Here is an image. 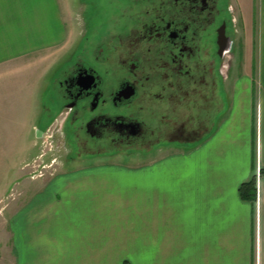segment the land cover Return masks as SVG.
Returning <instances> with one entry per match:
<instances>
[{"label":"crops","instance_id":"0c3cea01","mask_svg":"<svg viewBox=\"0 0 264 264\" xmlns=\"http://www.w3.org/2000/svg\"><path fill=\"white\" fill-rule=\"evenodd\" d=\"M228 4L255 57L234 63L209 133L144 159L59 161L15 193L5 175L39 144L37 93L68 32L59 0H0V264H264V179L254 204L238 195L264 168V0Z\"/></svg>","mask_w":264,"mask_h":264},{"label":"flooded vegetation","instance_id":"af4514ba","mask_svg":"<svg viewBox=\"0 0 264 264\" xmlns=\"http://www.w3.org/2000/svg\"><path fill=\"white\" fill-rule=\"evenodd\" d=\"M75 1L86 32L57 81L60 162L144 159L211 131L240 45L228 0Z\"/></svg>","mask_w":264,"mask_h":264},{"label":"rangeland","instance_id":"374dc122","mask_svg":"<svg viewBox=\"0 0 264 264\" xmlns=\"http://www.w3.org/2000/svg\"><path fill=\"white\" fill-rule=\"evenodd\" d=\"M60 9L62 11V17L64 19V22L66 24V29L68 32V41L65 48L61 49L56 56V61L54 64H52V70H51V82L49 85V88H47V91L45 93V87H39L38 95L36 97V101L39 100L43 105H46L50 107L49 113H43L45 118L41 120V123L39 124V131L46 130V126L52 127V141L51 139H47L44 141V138H40L39 144L37 147L34 148H28L26 147V150L19 151L20 156H18L19 160L18 163L20 164L18 166L14 165L11 167V170L8 174L5 175V177H15L12 180H15L11 187L9 188V191L17 192L19 190V187L17 186V179L20 180L23 177L30 179L29 174L36 173L35 170L36 167H32L33 163L41 164L40 162V154L45 152L46 154L43 156L45 160L55 158L57 160V163L60 159H62L65 153V150H62V138H61V123L59 124L55 122L56 117H65V113L63 111L62 115L58 114L62 108H61V100L59 99V91H58V78L62 70H64L71 62L72 55H75L77 52L81 51V48L83 47V40L82 37L86 32L85 26H83L82 17L81 14L85 12V7H80L77 5V2L74 0H59ZM237 35V34H236ZM241 35V34H240ZM243 40V39H242ZM245 42V41H244ZM240 45L236 49L235 52V63L240 65L241 67L250 66L251 59L255 57V50L251 49V45L244 44L243 41L239 40ZM254 54V55H253ZM250 63V64H248ZM253 66V63H252ZM246 73L248 70L245 69ZM43 93V94H42ZM58 114V115H57ZM61 116V117H60ZM31 117L27 119V122H30ZM59 120V119H58ZM61 120V119H60ZM52 124V125H51ZM55 124V127H53ZM50 134V133H49ZM36 138V131L34 132L33 136ZM50 143V144H49ZM43 145H46L47 148ZM52 146V151L48 150L49 146ZM45 147V149H44ZM25 149V148H24ZM43 149V150H42ZM42 151V152H41ZM11 154V161L15 164V156H12ZM17 155L18 152H15ZM27 165V166H26ZM25 166V167H24ZM112 168L111 170H106L105 173L110 174H129L128 171H126L125 166ZM38 169V168H37ZM59 167H57L55 170H58ZM29 173V174H28ZM50 174H56L55 172H51ZM5 190V188L3 189ZM0 203L1 205L5 203Z\"/></svg>","mask_w":264,"mask_h":264},{"label":"built area","instance_id":"2783aa9c","mask_svg":"<svg viewBox=\"0 0 264 264\" xmlns=\"http://www.w3.org/2000/svg\"><path fill=\"white\" fill-rule=\"evenodd\" d=\"M62 115V114H61ZM61 117V116H60ZM59 119V120H58ZM61 119V120H60ZM63 119H64V116L63 117H61V118H57V119H55V122L57 123V121H58V123L60 124V123H62V121H63ZM52 125V124H51ZM54 126L53 127H55V124H53ZM52 127H48L46 130H44V133H43V137H42V139L44 138V141H46L48 138L49 139H51V141H52ZM50 133V134H49ZM50 144V143H49ZM43 146H45L46 148H47V146L46 145H43ZM45 147H44V149H45ZM52 146L50 145L49 147H48V150L49 151H52V148H51ZM43 150V149H42ZM42 152V151H41ZM46 153L45 152H43V153H41L40 154V156H39V158L41 159L40 160V162H41V164H36L35 162L33 163V165H32V167H36L35 168V170H33V171H36V173H32V174H29V177H30V179H35V178H39V177H42V176H44V175H46V174H50L51 172H53L54 173V170L57 168V160L55 159V158H51V159H47V160H45V158H43V156L45 155ZM27 166V165H26ZM25 167V166H24ZM38 168V169H37Z\"/></svg>","mask_w":264,"mask_h":264},{"label":"trees","instance_id":"16d2710c","mask_svg":"<svg viewBox=\"0 0 264 264\" xmlns=\"http://www.w3.org/2000/svg\"><path fill=\"white\" fill-rule=\"evenodd\" d=\"M264 179V168L252 174L247 182L242 183L238 188V195L241 200L254 204L257 199V181Z\"/></svg>","mask_w":264,"mask_h":264},{"label":"water","instance_id":"95a60500","mask_svg":"<svg viewBox=\"0 0 264 264\" xmlns=\"http://www.w3.org/2000/svg\"><path fill=\"white\" fill-rule=\"evenodd\" d=\"M42 136V131L36 130V138L39 139Z\"/></svg>","mask_w":264,"mask_h":264}]
</instances>
